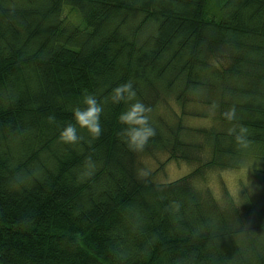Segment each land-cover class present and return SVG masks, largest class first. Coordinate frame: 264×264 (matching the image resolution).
Returning <instances> with one entry per match:
<instances>
[{"label":"trees","instance_id":"16d2710c","mask_svg":"<svg viewBox=\"0 0 264 264\" xmlns=\"http://www.w3.org/2000/svg\"><path fill=\"white\" fill-rule=\"evenodd\" d=\"M129 81L155 129L139 152L122 139L127 105L111 100ZM85 92L102 134L62 142ZM173 104L217 110L223 129L197 130L207 161L179 121L155 117L181 115ZM159 152L197 167L156 182L140 160ZM251 154L264 163V0H0V264H264V168L242 187L245 213L192 183Z\"/></svg>","mask_w":264,"mask_h":264},{"label":"rangeland","instance_id":"374dc122","mask_svg":"<svg viewBox=\"0 0 264 264\" xmlns=\"http://www.w3.org/2000/svg\"><path fill=\"white\" fill-rule=\"evenodd\" d=\"M63 16L67 21H76L77 16L70 10L65 9ZM153 25L148 24L142 35H148ZM174 110L181 115H174L173 109L160 107L156 118L162 122L174 124L179 121L184 128V138L187 141L196 142L203 146L202 162L211 158V148L206 143L204 137L197 132L198 129H215L222 130L223 125L218 118L217 110L211 106L201 104H189L187 113L183 114L180 107L173 104ZM142 172L144 166L153 171L156 176L154 180L159 183H168L179 180L190 175L197 167L184 161H179L170 157L167 152H159L154 156H145L141 158ZM264 163L259 161L253 154L249 158L245 157L242 167L239 169H210L202 176L192 179L195 188L201 191L210 190L214 198L222 203L225 189L233 197L234 201L239 204L243 213L245 208L241 197L242 187L248 190L254 189V173L258 169H263ZM243 202V203H242Z\"/></svg>","mask_w":264,"mask_h":264},{"label":"clouds","instance_id":"9594fccd","mask_svg":"<svg viewBox=\"0 0 264 264\" xmlns=\"http://www.w3.org/2000/svg\"><path fill=\"white\" fill-rule=\"evenodd\" d=\"M136 91L131 81L120 84L112 89L111 100L113 103L124 102L127 107L120 114L122 139L131 151H142L150 138L155 135V129L150 124L149 107L136 99ZM83 107L72 109L75 124H67L60 129L59 139L65 143H77L81 137L78 129H85L88 134L96 139L102 134L100 123L103 106L94 93L85 92L81 101ZM223 117L232 122L236 119L235 109L223 112ZM50 120L54 117H49ZM228 134L234 136L240 148H247L248 129L245 126H233Z\"/></svg>","mask_w":264,"mask_h":264}]
</instances>
